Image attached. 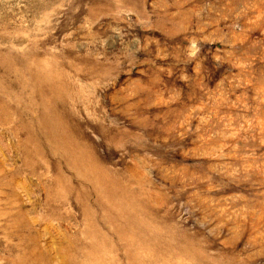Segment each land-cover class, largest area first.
Segmentation results:
<instances>
[{"label":"rangeland","instance_id":"1","mask_svg":"<svg viewBox=\"0 0 264 264\" xmlns=\"http://www.w3.org/2000/svg\"><path fill=\"white\" fill-rule=\"evenodd\" d=\"M0 264H264V0H0Z\"/></svg>","mask_w":264,"mask_h":264}]
</instances>
